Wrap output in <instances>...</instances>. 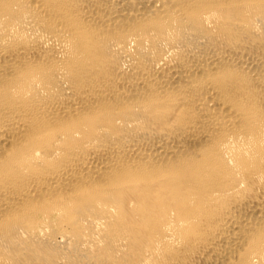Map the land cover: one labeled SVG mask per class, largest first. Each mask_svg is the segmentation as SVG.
<instances>
[{
	"label": "bare ground",
	"instance_id": "bare-ground-1",
	"mask_svg": "<svg viewBox=\"0 0 264 264\" xmlns=\"http://www.w3.org/2000/svg\"><path fill=\"white\" fill-rule=\"evenodd\" d=\"M0 264H264V0H0Z\"/></svg>",
	"mask_w": 264,
	"mask_h": 264
}]
</instances>
